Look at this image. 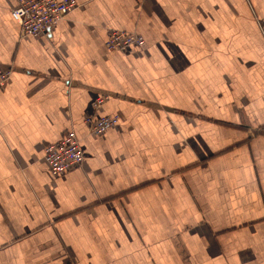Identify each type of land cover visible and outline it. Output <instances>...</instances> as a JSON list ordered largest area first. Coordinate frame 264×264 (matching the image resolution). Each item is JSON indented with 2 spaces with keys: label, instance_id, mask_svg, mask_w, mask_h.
I'll return each mask as SVG.
<instances>
[{
  "label": "crops",
  "instance_id": "0c3cea01",
  "mask_svg": "<svg viewBox=\"0 0 264 264\" xmlns=\"http://www.w3.org/2000/svg\"><path fill=\"white\" fill-rule=\"evenodd\" d=\"M76 2L34 38L0 0V264H264V0ZM71 129L85 160L52 177Z\"/></svg>",
  "mask_w": 264,
  "mask_h": 264
},
{
  "label": "built area",
  "instance_id": "2783aa9c",
  "mask_svg": "<svg viewBox=\"0 0 264 264\" xmlns=\"http://www.w3.org/2000/svg\"><path fill=\"white\" fill-rule=\"evenodd\" d=\"M11 18L17 23L22 37H40L46 35L59 21L78 7L76 0H15ZM143 38L136 33L109 30L105 40V49L109 52L129 53L141 50ZM12 70L0 65V91L5 89ZM107 96L96 95L90 109L83 118L89 135L97 137L113 129L118 124V116H97L95 110ZM85 153L80 139L74 130H69L59 141L46 144L43 148V161L52 177H61L82 166Z\"/></svg>",
  "mask_w": 264,
  "mask_h": 264
},
{
  "label": "rangeland",
  "instance_id": "374dc122",
  "mask_svg": "<svg viewBox=\"0 0 264 264\" xmlns=\"http://www.w3.org/2000/svg\"><path fill=\"white\" fill-rule=\"evenodd\" d=\"M118 120H119V118H118Z\"/></svg>",
  "mask_w": 264,
  "mask_h": 264
}]
</instances>
